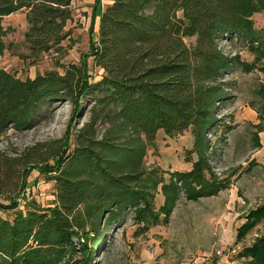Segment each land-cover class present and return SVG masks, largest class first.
<instances>
[{
    "label": "trees",
    "instance_id": "16d2710c",
    "mask_svg": "<svg viewBox=\"0 0 264 264\" xmlns=\"http://www.w3.org/2000/svg\"><path fill=\"white\" fill-rule=\"evenodd\" d=\"M74 1L0 0V57L7 49L3 19L18 12L26 13L25 39L34 56L63 51L72 37ZM257 13H264V0H115L101 12L98 39L79 65L26 79L0 67V136L32 127L47 103L72 102L76 115L94 100L91 118L74 133L68 128L64 139L37 143L16 157L0 152V193L20 189L7 197L11 204L0 202V210L19 207L34 169L52 178L57 190L53 206L27 202L13 219L0 215V264H62L75 250V236L85 241L80 264H92L99 247L86 243L106 235L101 224L111 229L129 208L150 224V188L162 183L170 209L181 191L191 199L217 194L223 184L213 178L209 135L219 123L218 103L228 98L224 79L233 62L246 72L264 71V27L255 25ZM223 40L230 46L243 42L254 60L228 56ZM91 56L105 73L98 81L89 70ZM257 94L261 102L251 107L258 114L253 139L259 147L264 83ZM189 129L198 154L192 169L175 172L168 183L152 176L145 158L158 132L177 136ZM245 219L239 241L264 221V202ZM244 251L243 264H264V236Z\"/></svg>",
    "mask_w": 264,
    "mask_h": 264
},
{
    "label": "rangeland",
    "instance_id": "374dc122",
    "mask_svg": "<svg viewBox=\"0 0 264 264\" xmlns=\"http://www.w3.org/2000/svg\"><path fill=\"white\" fill-rule=\"evenodd\" d=\"M73 13V20L68 23L72 37L62 43L64 50L39 56L31 53L25 39L28 28L25 13L6 17L3 23L7 30V49L0 57V67L26 79L49 70L64 72L71 64L79 65L85 59L84 55L90 52V42L97 37L94 30L98 18L85 0L73 2ZM253 19L258 28L264 27V13L255 14ZM220 46L228 56H239L240 62L254 60V55L243 42L230 46L229 41L223 40ZM88 64L93 79H102L105 73L96 65L93 56L89 57ZM224 80L229 86L226 89L228 98L218 103L219 123L209 135L208 150L213 178L219 179L223 187L215 195L198 199L188 198L185 191L180 190L171 209L162 183L157 188H150L151 208L150 211L147 209L149 221H146L150 224L140 220L132 208L127 209L111 229L106 230L101 224L99 232L101 236L106 235L98 243L97 239L86 243L93 250L99 247L92 264H243L247 260L244 249L264 236L263 221L243 240L237 239L238 228L244 223L245 216L264 202V159L255 155L253 139V124L259 120L251 107L261 102L257 90L264 83V71L246 72L236 60ZM93 102H85L76 115L72 102L45 104L32 127L22 131L11 129L1 134L0 152L16 157L37 143L49 145L64 139L68 128L74 133L91 118ZM194 140L192 129L177 136L160 130L155 146L147 152L146 168L152 176L166 183L175 172L190 171L198 159ZM49 161L54 163L55 160ZM26 189L18 198L19 207L0 210L1 216L13 219L15 212L25 210L27 202H36L42 207L54 205L55 181L37 169L30 173ZM19 192L17 188L14 192L8 189L7 193H0V202L11 204L7 197ZM84 244L82 238L75 236V250L66 253L62 264H80Z\"/></svg>",
    "mask_w": 264,
    "mask_h": 264
},
{
    "label": "crops",
    "instance_id": "0c3cea01",
    "mask_svg": "<svg viewBox=\"0 0 264 264\" xmlns=\"http://www.w3.org/2000/svg\"><path fill=\"white\" fill-rule=\"evenodd\" d=\"M76 1L77 0H75L74 1V3H76ZM95 1L96 0H85V3L87 4V5H89L90 4V7L92 8V9H94V6H95ZM113 1H115V0H102V3L98 6V8H97V16H96V18H98V21H97V27H96V29L94 30L96 33H97V37L96 38H94V40H96V39H98V31L100 30L99 29V24H100V15H101V12H103L104 11V9L109 5V3L110 4H112L113 3ZM18 13H20V12H18ZM25 13V12H24ZM15 14H17V13H15ZM15 14H11V15H8V16H6V17H12V16H14ZM5 17V18H6ZM25 17H26V13H25ZM4 18V19H5ZM4 19H3V22H4ZM26 21H27V18H26ZM3 25H4V23H3ZM5 26V25H4ZM28 26V21L26 22V27ZM28 29V28H27ZM264 102V101H263ZM257 116H258V114H257ZM259 122V121H258ZM259 136H260V146L259 147H256V156L257 157H260V158H263L264 159V129L260 132V134H259ZM246 220V219H245ZM245 222V221H244Z\"/></svg>",
    "mask_w": 264,
    "mask_h": 264
}]
</instances>
